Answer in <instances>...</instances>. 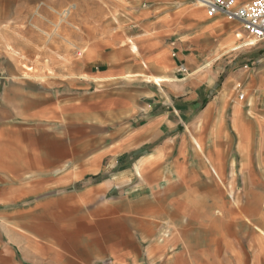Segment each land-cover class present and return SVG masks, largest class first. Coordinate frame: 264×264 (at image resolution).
<instances>
[{"label": "crops", "instance_id": "crops-1", "mask_svg": "<svg viewBox=\"0 0 264 264\" xmlns=\"http://www.w3.org/2000/svg\"><path fill=\"white\" fill-rule=\"evenodd\" d=\"M42 1L0 0V214L36 212L70 264H264V140L235 95L264 48L223 54L242 33L193 0H103L101 64L41 82L6 40Z\"/></svg>", "mask_w": 264, "mask_h": 264}, {"label": "rangeland", "instance_id": "rangeland-1", "mask_svg": "<svg viewBox=\"0 0 264 264\" xmlns=\"http://www.w3.org/2000/svg\"><path fill=\"white\" fill-rule=\"evenodd\" d=\"M103 4V0H43L35 11V16L42 19L40 26L29 22L15 25L12 29L10 27L13 38L6 40L7 49L19 64L22 75L41 82H63L79 75L85 67L101 64L102 35L109 29L116 30L119 27L115 14L111 17L114 23H103ZM195 7L202 8L199 4ZM42 11H45V15ZM235 29V33H242V39L235 36V44L230 51L223 48V54L232 53L240 57L245 50L251 51L253 56L262 53L264 41L243 47L251 39L239 22L230 21L221 27V30L228 33ZM131 47L135 49L134 45ZM250 82L244 80L235 95L241 96L243 92L244 99L250 104L255 143H261L264 140V86ZM219 84L220 87L221 82ZM257 146L259 149L260 145ZM260 153L255 151V157ZM14 216H17L16 220L12 215L0 214V264H70L68 260L65 261V256H55L52 247L39 248L36 212ZM9 249L12 255L6 252Z\"/></svg>", "mask_w": 264, "mask_h": 264}, {"label": "built area", "instance_id": "built-area-1", "mask_svg": "<svg viewBox=\"0 0 264 264\" xmlns=\"http://www.w3.org/2000/svg\"><path fill=\"white\" fill-rule=\"evenodd\" d=\"M193 1L204 8L209 17L223 15L229 21L239 22L250 39L255 42L264 41V0L244 4H239L238 0Z\"/></svg>", "mask_w": 264, "mask_h": 264}, {"label": "bare ground", "instance_id": "bare-ground-1", "mask_svg": "<svg viewBox=\"0 0 264 264\" xmlns=\"http://www.w3.org/2000/svg\"><path fill=\"white\" fill-rule=\"evenodd\" d=\"M250 45L252 44V45H254L256 42L253 40V39H251L249 42H248ZM209 214V213H208Z\"/></svg>", "mask_w": 264, "mask_h": 264}, {"label": "trees", "instance_id": "trees-1", "mask_svg": "<svg viewBox=\"0 0 264 264\" xmlns=\"http://www.w3.org/2000/svg\"><path fill=\"white\" fill-rule=\"evenodd\" d=\"M219 85H220V84H219V83H217L216 87L218 88V87H219Z\"/></svg>", "mask_w": 264, "mask_h": 264}]
</instances>
